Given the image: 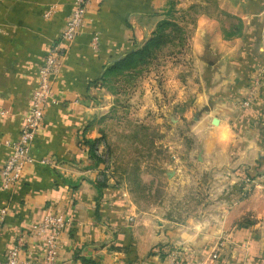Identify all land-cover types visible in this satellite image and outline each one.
I'll list each match as a JSON object with an SVG mask.
<instances>
[{
    "label": "crops",
    "instance_id": "1",
    "mask_svg": "<svg viewBox=\"0 0 264 264\" xmlns=\"http://www.w3.org/2000/svg\"><path fill=\"white\" fill-rule=\"evenodd\" d=\"M218 2L241 20L240 36L225 38L222 26L199 15L196 25L183 31V66L167 63L157 72L159 79L150 72L141 86L121 90V80H130L135 68L121 73L111 68L152 37L170 1L92 0L86 25L67 48L54 82L57 103L46 107L32 146L34 160L51 163L27 165L13 189H0V207L7 208L0 260L22 238L21 258L41 262L43 239L32 236L31 228L52 212L68 222L56 264H164L156 248L167 242L182 246L180 264H264V87L249 108H240L252 78L264 72V0ZM71 4L0 0V110L6 112L0 117V170L10 153L8 142L17 138L30 111L37 67L58 40ZM50 7L54 11L46 18ZM112 119L115 131L145 126L149 146L157 143L153 131L175 130L179 142L191 138L189 148L179 145L187 157L180 156L178 164L168 156L161 168L149 171L141 161L143 190L162 175L165 191L177 194L195 178L193 190L208 186L209 196L152 203L145 201L146 191L140 202L127 172L119 170L99 186L102 165L85 142L101 140L110 156ZM244 178L251 183L240 200L230 192L236 193ZM179 206L196 210L182 209L171 219ZM244 219L248 223L240 225Z\"/></svg>",
    "mask_w": 264,
    "mask_h": 264
},
{
    "label": "rangeland",
    "instance_id": "2",
    "mask_svg": "<svg viewBox=\"0 0 264 264\" xmlns=\"http://www.w3.org/2000/svg\"><path fill=\"white\" fill-rule=\"evenodd\" d=\"M215 1L218 10H214L213 6H209L208 8L210 15H205L200 13L198 14L200 8L196 7L200 4L201 7H204V5L208 6V4L204 3V0H174V7L171 12L168 13L165 20H169L171 23L176 24L177 27H166L164 31V35H166V38L163 39L158 51L155 52V56L150 59H147L145 63L138 65L135 68V72H133V75H130V80H121L123 81L122 87L119 86V88L121 90H125V88L129 89L132 87H136L137 85L141 86L143 84V81L146 82L148 80V77L151 74L150 72L156 73L155 76H157V79H159L157 72H159L161 66L167 63L168 65H171V67H178V65L183 66L185 59L182 61V57L184 58L185 56L184 54L180 55V53H182L184 49L185 52L187 50V48L184 47L186 44V40L185 35H183V31L184 28H186L187 26H195L197 17L199 15H205L209 18L214 19L218 26H225L226 28L237 26V16L227 12V15H222L220 12H225L226 10L220 8L218 0ZM240 4L242 5V3ZM117 82L119 83V81ZM109 83L112 86L114 84V82ZM259 95L260 94L258 93V97ZM174 116L176 117V114H174ZM144 127L145 126L135 125L134 127H123L121 131H119V129L115 131L114 119L111 120L110 126L108 127V141L111 147V155L109 156L110 170L114 172V174L115 170H119L121 172L123 171V173L127 172V181H130V185L133 188L132 193L138 196L140 202L144 200L142 196H144L145 192L148 191L143 190L140 185L141 181L139 171L140 165H142L141 161L146 162V169L149 171H154L157 168H161L162 164L166 163L168 156L170 161H176V164H178V162L180 161L178 159L181 156V152L179 153L178 151H182V149L179 148V145H181V147L183 145L184 148H189L191 141V138L187 136L185 138H182V140L180 139L181 142H179L178 132L175 130H173L169 135H167V133H162V131H153L151 135L155 137L157 143L151 144L149 146L146 140L148 131L146 130V127ZM167 138L171 143L165 144L168 146L164 147L163 143L160 142ZM166 142L168 143V141ZM149 152H153V154L149 155L146 159H144L143 157L147 156V153ZM186 157L187 155H182L181 159ZM197 177L200 178L201 175H198ZM163 178L164 177L161 175V177L158 176V178L156 177L153 179L151 185L149 186L150 190L148 191L150 198L146 199L145 201L158 203V201L161 200L162 202L164 201L169 204L177 202L178 198H191L193 195L194 197H197L198 195L200 197L201 194L209 196L208 186L206 191L199 192L197 190H193V188L198 185L195 183V178L190 179L189 182L185 185V190L177 194L165 191ZM250 183L251 182L249 179L244 178L242 181H240V183L237 184L236 193L232 190V192L230 193H232V196L234 197L237 196V198L240 200L244 199L249 193L246 190V188H248L246 185L248 184L249 186ZM182 209H187L190 212H194L196 210L194 206L189 208L179 206L174 209L176 213L175 216L174 214L170 215V218H177L178 215H181L179 211H181ZM246 223L248 222L244 219L240 222V225H244ZM182 250L183 249L181 245L170 242L159 245L156 248V252L162 257L164 264H180V259L182 257L183 252ZM216 257L217 256L213 254L211 258L216 259Z\"/></svg>",
    "mask_w": 264,
    "mask_h": 264
},
{
    "label": "built area",
    "instance_id": "3",
    "mask_svg": "<svg viewBox=\"0 0 264 264\" xmlns=\"http://www.w3.org/2000/svg\"><path fill=\"white\" fill-rule=\"evenodd\" d=\"M91 2L92 0H72L71 11L66 18L58 40L48 49L42 63L37 67V80L31 94L30 111L19 130L17 138L7 144L10 153L0 170V189L2 190L13 189L21 181L23 171L27 165L35 162L44 165L51 163L49 158L34 160L31 150L38 129L43 123L46 107L49 104L57 103L54 82L60 75L67 48L76 40L86 25V13ZM53 11V7H50L44 17L49 18ZM98 39L97 35L93 36V47L97 46ZM263 85L264 73L257 72L251 80L248 92L241 100V109H247L252 105ZM5 113V111L0 110V117ZM93 149V154L102 165L97 181H103L111 172L110 158L101 140H96ZM246 190L249 191L248 188ZM6 215L7 208L0 207V227L3 225ZM67 224V220L61 215L52 212L44 214L31 228L32 236L43 239L44 254L42 261L34 263L21 258L23 239L18 238L16 243L6 250L0 264H56L58 241Z\"/></svg>",
    "mask_w": 264,
    "mask_h": 264
},
{
    "label": "trees",
    "instance_id": "4",
    "mask_svg": "<svg viewBox=\"0 0 264 264\" xmlns=\"http://www.w3.org/2000/svg\"><path fill=\"white\" fill-rule=\"evenodd\" d=\"M169 1H170V7H169L168 13L171 12L175 4L174 0H169ZM204 3L208 4V6L204 5V7L203 6L201 7L200 6L201 4L199 6H196L200 8V11H198V14L200 13V14L210 15L209 8H208L209 6H213L214 10H218L215 0H204ZM220 13L222 15H227L226 12H220ZM168 26L177 27L176 24L171 23L169 20L161 21L160 23H158L156 30L152 34V37L143 45V47L127 54L122 60L115 63L114 66L111 68V70L114 71L115 73L129 71V70L136 68L138 65L145 63L147 59L154 57L155 52L158 51L163 39L166 38V35H164V31L166 27ZM242 29H243V24L240 19H237V26H232L229 28V30H226V28L222 27V34L225 38L237 37V36H240V34L242 33ZM95 142L96 141H93V142L86 141L85 142V144L89 146V149L92 153L94 152L93 147H94ZM94 158L99 163V160L95 157V155H94ZM105 181H106V178H104L103 181H98L100 182L98 183L99 186L102 187Z\"/></svg>",
    "mask_w": 264,
    "mask_h": 264
}]
</instances>
